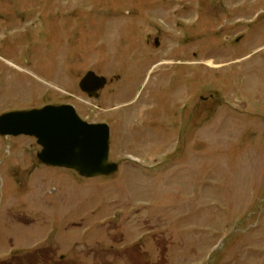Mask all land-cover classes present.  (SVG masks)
<instances>
[{"label": "rangeland", "instance_id": "1", "mask_svg": "<svg viewBox=\"0 0 264 264\" xmlns=\"http://www.w3.org/2000/svg\"><path fill=\"white\" fill-rule=\"evenodd\" d=\"M62 103L120 168L0 135V264H264V0H0V114Z\"/></svg>", "mask_w": 264, "mask_h": 264}, {"label": "water", "instance_id": "2", "mask_svg": "<svg viewBox=\"0 0 264 264\" xmlns=\"http://www.w3.org/2000/svg\"><path fill=\"white\" fill-rule=\"evenodd\" d=\"M106 83L105 76L88 71L80 86L92 96V91ZM0 134L36 136L43 147L38 154L41 161L75 169L86 177L108 176L119 168L109 160V125L85 121L71 104L4 113L0 116Z\"/></svg>", "mask_w": 264, "mask_h": 264}]
</instances>
